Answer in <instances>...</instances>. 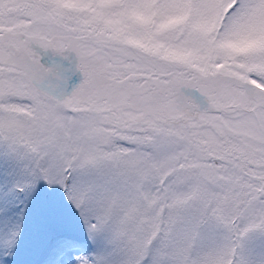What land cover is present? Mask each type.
<instances>
[{"label": "snow or ice", "instance_id": "1", "mask_svg": "<svg viewBox=\"0 0 264 264\" xmlns=\"http://www.w3.org/2000/svg\"><path fill=\"white\" fill-rule=\"evenodd\" d=\"M0 264H264V0H0Z\"/></svg>", "mask_w": 264, "mask_h": 264}]
</instances>
